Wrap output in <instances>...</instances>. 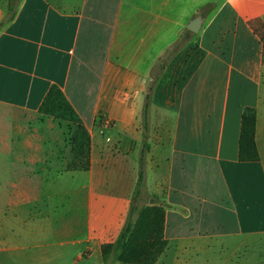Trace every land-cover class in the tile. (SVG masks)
<instances>
[{"label":"crops","instance_id":"0c3cea01","mask_svg":"<svg viewBox=\"0 0 264 264\" xmlns=\"http://www.w3.org/2000/svg\"><path fill=\"white\" fill-rule=\"evenodd\" d=\"M263 36L264 0H20L0 28V264H104L149 205L166 214L156 264L264 235ZM52 86L90 133L88 171L40 114ZM247 107L258 161L240 159Z\"/></svg>","mask_w":264,"mask_h":264},{"label":"trees","instance_id":"16d2710c","mask_svg":"<svg viewBox=\"0 0 264 264\" xmlns=\"http://www.w3.org/2000/svg\"><path fill=\"white\" fill-rule=\"evenodd\" d=\"M20 0H10L6 19L0 28L9 22ZM264 39V36H263ZM150 98L144 107V130H148V115ZM40 114L44 117L71 124L69 141L71 155L68 163L69 171H88L91 168V136L69 102L64 92L57 86H52L40 106ZM257 111L247 107L242 115L240 159L242 161H258L259 154L256 145ZM143 182V168L140 167L139 181L134 192V200L140 194ZM135 207L132 208L130 218L122 229L118 239L102 246L104 264H156L165 252L167 242L164 238L165 209L158 205L145 206L138 210V216L132 221Z\"/></svg>","mask_w":264,"mask_h":264},{"label":"rangeland","instance_id":"374dc122","mask_svg":"<svg viewBox=\"0 0 264 264\" xmlns=\"http://www.w3.org/2000/svg\"><path fill=\"white\" fill-rule=\"evenodd\" d=\"M66 125L69 137V129L72 126L71 124ZM241 242L243 241L238 239L228 241L219 244L212 253H202L200 255L201 264H206L210 259L213 264H264V235L253 236L245 245ZM174 261V255L171 253L167 263L174 264Z\"/></svg>","mask_w":264,"mask_h":264},{"label":"water","instance_id":"95a60500","mask_svg":"<svg viewBox=\"0 0 264 264\" xmlns=\"http://www.w3.org/2000/svg\"><path fill=\"white\" fill-rule=\"evenodd\" d=\"M200 24H201V19L196 18L192 21V23H190V25H188V29L193 32H198Z\"/></svg>","mask_w":264,"mask_h":264}]
</instances>
